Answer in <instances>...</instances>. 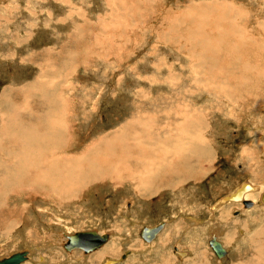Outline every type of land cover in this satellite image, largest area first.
Returning a JSON list of instances; mask_svg holds the SVG:
<instances>
[{"label":"rangeland","instance_id":"374dc122","mask_svg":"<svg viewBox=\"0 0 264 264\" xmlns=\"http://www.w3.org/2000/svg\"><path fill=\"white\" fill-rule=\"evenodd\" d=\"M263 23L264 0H0V130L20 108L24 130L62 128L46 168L87 167L95 155L102 165L85 184L77 175L54 189L35 169L22 187L8 183L0 258L29 249L21 264H264ZM124 126L169 137L173 152L148 146L159 154L149 173L138 157L126 169L122 148L104 147ZM164 154L169 170L158 166ZM244 183L258 187L245 197L253 206L214 209ZM159 222L153 241L140 236ZM86 229L110 233L108 244L64 248V232ZM212 235L228 250L221 258Z\"/></svg>","mask_w":264,"mask_h":264},{"label":"bare ground","instance_id":"6f19581e","mask_svg":"<svg viewBox=\"0 0 264 264\" xmlns=\"http://www.w3.org/2000/svg\"><path fill=\"white\" fill-rule=\"evenodd\" d=\"M238 15V14H237ZM259 21V20H258ZM264 24V23H263ZM232 25V24H231ZM264 29V25L261 26ZM243 29V28H242ZM259 31V30H258ZM249 36V34H248ZM258 36V35H257ZM251 37V34H250ZM261 37V36H260ZM254 38V37H253ZM264 38V37H263ZM259 45V44H258ZM263 45V44H262ZM214 59V58H213ZM218 61V59H217ZM51 88V87H50ZM40 98V97H39ZM45 98V97H44ZM34 99V98H33ZM45 100V99H44ZM57 100V99H55ZM6 101V100H4ZM10 101V100H8ZM58 101V100H57ZM60 101V100H59ZM60 103V102H59ZM15 105V104H14ZM13 105V106H14ZM29 105V104H28ZM21 107V106H20ZM17 109V107H15ZM24 108V107H23ZM29 108V107H28ZM27 108V109H28ZM13 111V113L9 116L6 114L7 116V125H2V129L0 130V153H1V157H0V195L5 192L6 189H8L9 187L7 186L8 183H13L18 187H22L24 184V181L27 177H29L30 174V170L31 169H35L36 175H35V179L39 180L41 183L40 184H50L52 186V188L56 189V187L58 188L57 184L60 181H63L64 183H72L74 182L76 179L77 175H80V179L78 180V183L80 182V184H85L87 183L88 177L89 175L91 176V173L93 172H100L102 170V165L100 161H97L96 159V155H95V160L94 159H90L88 162L86 159L84 162H87V167L86 166H82V165H76V164H70V163H66L63 165H59V166H55L52 169H48L46 168L47 166H49V164H46L45 162V156L44 152L45 151H50V149H53L56 146L57 141L62 140L63 139V133H62V128L56 129L53 133L51 134H41L36 130H30L28 128V130H24L23 126L21 123L18 122V119H20L19 115H20V108L17 109V111ZM26 110V109H25ZM31 111V110H30ZM29 111V114H30ZM27 112V111H26ZM5 116V115H4ZM63 117V115H61ZM2 118V117H1ZM147 123V122H146ZM60 125V124H59ZM147 125V124H146ZM145 125V127H146ZM181 125V124H180ZM180 125H177L176 128L180 129L182 131V129L180 128ZM189 125L191 126V122L190 123H183L182 126H186L185 128L183 127V130L185 129V131L187 130V128H189ZM22 126V127H20ZM201 126V123H200ZM50 127V126H48ZM127 126H124L121 130H117L118 132H115L113 135L114 137H112L111 140H109L108 142H106V146H104L105 148L110 147L111 149L116 148V146H119L122 148L121 154L118 155V157L122 156L121 158H123L124 162L126 163V169L127 167L132 168L130 166V164L132 163V161H134L136 159V157L139 158H143L142 161H135L137 163V169L138 168H143L146 164H148V161L151 159L153 160V157L157 156L159 157V154L156 153H152V151H148L144 149L148 146L150 147H154V146H162L164 147L166 143H172V141H170V138H166L163 136V138L161 137H157V141H153V137L149 136L147 138L144 137H140L137 136L135 131H131L130 129L132 128H127ZM151 128V127H150ZM51 129V128H48ZM52 130V129H51ZM69 130V129H68ZM179 130V131H180ZM190 130V129H189ZM66 131V128H65ZM64 132V131H63ZM201 133V132H200ZM66 134V133H65ZM181 134V133H180ZM65 138V137H64ZM159 138V139H158ZM9 140L10 143L8 144V147L5 148L4 145H6L4 143V141L6 142ZM107 139V138H106ZM155 140V139H154ZM183 140V139H182ZM106 141V140H105ZM144 145H142V143ZM4 143V145H3ZM32 143H38V147H35L36 149L32 148ZM101 143V142H100ZM103 143V142H102ZM179 143V141H178ZM185 143V142H184ZM205 143V142H204ZM177 144V141L175 143V141L173 142L172 145ZM180 144V143H179ZM207 144V143H206ZM36 145V144H35ZM98 145V144H97ZM100 145V144H99ZM102 145V144H101ZM105 145V142H104ZM37 146V145H36ZM103 146V145H102ZM94 147V146H93ZM99 147V146H98ZM103 147V149H104ZM174 147V146H173ZM173 147L172 146H167L164 148L165 149V153H170L173 152ZM177 148V146H175ZM181 147V146H180ZM189 147V146H188ZM92 148V147H91ZM101 148V147H100ZM120 148V149H121ZM135 148H138L137 151L139 152L137 156H135ZM182 149H184L183 147H181ZM191 148V147H190ZM189 148V149H190ZM163 150V148H161ZM206 149L208 150L209 148L206 147ZM93 150V148H92ZM116 150V149H115ZM156 150V149H155ZM154 150V151H155ZM124 151V154H123ZM176 151V150H175ZM188 151V150H187ZM85 152V151H84ZM151 152V153H149ZM98 153V152H97ZM100 153V152H99ZM204 153H208V151H204ZM99 155V154H97ZM4 158H3V157ZM69 156V155H68ZM82 156V155H81ZM80 156V158H81ZM84 156V155H83ZM86 156V154H85ZM94 156V155H91ZM172 156V155H171ZM78 157V156H77ZM163 157V156H162ZM177 157V156H175ZM2 158V159H1ZM69 158V157H68ZM79 158V157H78ZM85 158V157H84ZM104 158V157H103ZM108 158V157H107ZM179 158V157H177ZM174 159L175 161L177 160ZM70 159V158H69ZM72 159V157H71ZM156 159V158H155ZM164 160H162L158 166L163 167L164 169H171L170 167L173 164V160H170L168 158V154L165 155L163 157ZM84 160V159H81ZM122 160V161H123ZM140 160V159H139ZM158 161V159H156ZM149 161V163H150ZM164 162V163H163ZM179 162V161H178ZM123 163V162H122ZM123 163V164H125ZM156 163V161H155ZM180 164V162H179ZM178 164V165H179ZM185 164V162H184ZM181 165V164H180ZM182 166V165H181ZM111 167V166H110ZM118 167V165H117ZM186 167V166H185ZM112 168V167H111ZM160 168V167H158ZM162 168V169H163ZM105 170V169H104ZM116 170V169H114ZM114 170L112 172H114ZM130 170V169H129ZM136 170V169H134ZM144 170L147 171V166L144 167ZM189 170V169H188ZM118 171V170H117ZM137 171V170H136ZM159 171V170H158ZM152 172V170H151ZM117 173V172H116ZM114 173V174H116ZM120 173V172H119ZM132 173V172H131ZM142 171L139 170V172L137 171L136 173L134 172L133 175H131L132 177H135L136 175L140 176V179H142ZM146 174L149 173V170L147 172H145ZM144 173V175H146ZM113 174V175H114ZM155 174H158V172H155ZM95 175V174H94ZM135 175V176H134ZM154 175V174H153ZM153 175H151L153 177ZM97 176V174H96ZM116 176V175H115ZM130 176V177H131ZM137 176V177H138ZM147 176V175H146ZM155 176V175H154ZM158 176V175H157ZM118 177V175H117ZM144 177V176H143ZM152 177L150 179H152ZM156 177V176H155ZM136 178V177H135ZM139 179V181H140ZM145 179V178H144ZM95 180V179H94ZM146 180V179H145ZM144 180V181H145ZM153 180V179H152ZM134 181V180H133ZM143 181V180H142ZM149 181V180H148ZM77 182V181H76ZM147 182V180H146ZM28 183V182H27ZM77 183V184H78ZM11 184V185H13ZM10 185V184H9ZM30 185V184H29ZM37 185V184H36ZM48 185V186H50ZM8 188H5V187ZM63 186V185H62ZM30 187V186H29ZM60 187V186H59ZM69 187V184H68ZM16 187H14L15 189ZM51 188V189H52ZM70 188V187H69ZM10 189V188H9ZM8 189V190H9ZM12 189V188H11ZM71 189V188H70ZM258 190V187L254 185H252L251 183H244L240 186H238L234 191H232L231 193H229L228 195H226L225 197H222L217 204H215L213 207L214 209L218 208L222 203L226 202V201H231V202H242L245 206H249V205H254V202L252 200H249L250 203L245 204L243 202V200H246L245 197L247 196V193L249 191L252 190ZM60 191V189H58ZM57 190V193H58ZM53 191V190H51ZM63 191V190H62ZM54 192V191H53ZM56 192V191H55ZM64 192V191H63ZM71 192V191H70ZM73 192V191H72ZM61 193V192H60ZM69 190L66 189L64 194H68ZM63 194V195H64ZM73 194V193H72ZM2 196V195H1ZM71 198V197H70ZM263 199V200H262ZM6 200V199H4ZM48 200V199H47ZM258 203L264 202V191L260 196V200L257 201ZM262 204V203H261ZM1 205V204H0ZM212 207V208H213ZM3 205L1 206V212H3ZM11 223V222H10ZM165 223L163 222L162 226L159 227V229L156 231L155 235L152 237V239L147 240L146 238H144L143 236H141L140 232V236L143 237L146 241H153L154 237L156 238L157 235L160 233V231L164 228ZM163 227V228H162ZM97 230V229H95ZM98 231V230H97ZM99 233H102L100 231H98ZM75 233V232H73ZM73 233H68V232H64L63 234L66 235L67 237V241H65L64 243H62V245L64 246V248L68 251H71L73 249L76 248H81V247H74V248H67L65 246V244L68 242V237L69 234H73ZM108 233V232H106ZM111 237V234L108 233V239L105 240L104 242H102L98 247H96L95 249L98 251L99 247L101 248L102 245L104 244H108L109 239ZM217 238V236H216ZM218 239V238H217ZM219 240V239H218ZM220 241V240H219ZM222 248L225 249V254L227 253V249L225 248V246L223 245V243L220 241ZM210 244V243H209ZM211 246V245H210ZM212 248V247H211ZM82 250H84V252H91L93 250H85L83 248H81ZM176 250H178L177 247H175ZM27 250V257L30 253L29 249H25ZM175 250V252H176ZM213 250V248H212ZM67 251V252H68ZM179 251V250H178ZM186 251V250H185ZM214 251V250H213ZM72 252V251H71ZM111 250H101L99 251L93 258H91V260H98L99 258H103V256H105L106 254L110 253ZM181 252V251H180ZM179 252V253H180ZM187 252V251H186ZM215 252V251H214ZM177 253V252H176ZM188 253V252H187ZM185 252H181L180 255H185ZM217 256V255H216ZM223 256V255H222ZM222 256L218 257L221 258ZM3 258V257H2ZM27 259V258H26ZM25 259V260H26ZM115 259V258H114ZM24 260V261H25ZM24 261H22L21 263H23ZM105 261V260H104ZM115 261V260H114ZM113 261V262H114ZM20 263V264H21ZM111 260H108V262L106 264H110ZM242 263V262H241Z\"/></svg>","mask_w":264,"mask_h":264},{"label":"water","instance_id":"95a60500","mask_svg":"<svg viewBox=\"0 0 264 264\" xmlns=\"http://www.w3.org/2000/svg\"><path fill=\"white\" fill-rule=\"evenodd\" d=\"M245 204L250 203L249 200H243ZM163 222L156 223L154 225H143L140 229V234L147 240L152 239L156 231L161 227ZM68 242L65 244L67 248L81 247L87 251L93 250L98 247L102 242L108 239V233H99L95 229L79 230L73 234H69ZM209 243L215 254L220 257L225 254V249L222 248L220 241L216 236L212 235L209 239ZM27 258V250H18L12 254L0 258V264H20Z\"/></svg>","mask_w":264,"mask_h":264},{"label":"crops","instance_id":"0c3cea01","mask_svg":"<svg viewBox=\"0 0 264 264\" xmlns=\"http://www.w3.org/2000/svg\"><path fill=\"white\" fill-rule=\"evenodd\" d=\"M179 250V249H178Z\"/></svg>","mask_w":264,"mask_h":264}]
</instances>
